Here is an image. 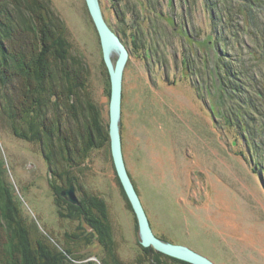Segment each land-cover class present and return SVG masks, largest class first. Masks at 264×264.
Here are the masks:
<instances>
[{"label":"rangeland","instance_id":"rangeland-1","mask_svg":"<svg viewBox=\"0 0 264 264\" xmlns=\"http://www.w3.org/2000/svg\"><path fill=\"white\" fill-rule=\"evenodd\" d=\"M46 2L50 12L44 10V16L64 23L72 56L86 66L91 100L109 125L112 75L86 0ZM99 3L129 50L120 134L127 170L155 234L217 264H264V154L253 152L243 137L252 131L251 124L260 121L261 126L262 120L225 79L228 62L244 75L245 86L258 89L264 84V0ZM110 55L115 63L119 52L112 49ZM253 92L264 113V99ZM11 128L0 103L2 175L34 236L47 237L50 244H70L95 260L104 255L98 239L91 244L87 240L92 227L86 224L85 234L79 235L81 223L69 215L74 212L69 203H81L82 186L108 202L121 257L137 259L143 251L142 232L125 189L132 207L124 196L111 140L91 149L81 169L72 167L80 183L72 181L67 188L75 184L76 204L62 192L57 195L53 186L60 181H54L38 144ZM260 134L256 139L264 153ZM5 242L0 228L1 248Z\"/></svg>","mask_w":264,"mask_h":264},{"label":"trees","instance_id":"trees-1","mask_svg":"<svg viewBox=\"0 0 264 264\" xmlns=\"http://www.w3.org/2000/svg\"><path fill=\"white\" fill-rule=\"evenodd\" d=\"M44 10L50 12L46 0H0V103L1 114L14 133L38 144L49 162L54 181H60L52 182L60 196L70 182L80 183L75 170L91 149L109 144L111 138L98 104L91 100L86 66L69 50L64 23L56 22L53 17L47 19ZM225 65V79L239 92L241 101L248 100L243 103L245 107L251 106L252 113L257 111V119L262 120L261 126L260 121L255 126L251 124L252 131L243 137L253 152L264 154L256 139L258 133L264 137L263 108L251 95L255 90L257 98L264 99V84L258 89L245 86L244 75L231 63ZM80 190L81 203H69L74 211L69 215L80 221L79 235L85 234L86 224L98 234L93 230L87 233L89 244L98 239L103 246L104 255H96L98 260L70 244H50L45 240L47 237H35L31 231L34 227L26 225L0 167V228L6 239L0 246V264H192L142 244L143 251L137 259L124 260L112 233L108 202L82 186ZM60 215L66 217L62 210Z\"/></svg>","mask_w":264,"mask_h":264},{"label":"water","instance_id":"water-1","mask_svg":"<svg viewBox=\"0 0 264 264\" xmlns=\"http://www.w3.org/2000/svg\"><path fill=\"white\" fill-rule=\"evenodd\" d=\"M86 2L99 32L105 60L112 75V95L109 124L112 155L121 182L137 214L142 232V244L144 246H152L156 250L169 256L195 264H217L206 255L190 248L189 246L165 241L155 234L142 199L127 170L122 148V138L120 134L119 120L123 96L122 77L125 65L129 58V50L121 39L120 35L117 34L106 21L99 0H86ZM111 48L117 49L119 52L118 59L115 63H113L109 54ZM62 194L73 203H80L74 183H71L69 188L64 189Z\"/></svg>","mask_w":264,"mask_h":264},{"label":"bare ground","instance_id":"bare-ground-1","mask_svg":"<svg viewBox=\"0 0 264 264\" xmlns=\"http://www.w3.org/2000/svg\"><path fill=\"white\" fill-rule=\"evenodd\" d=\"M117 33V32H116ZM112 49H114V48H111V50H110V52L112 53ZM111 53H109V54H111ZM112 55H110V57H111Z\"/></svg>","mask_w":264,"mask_h":264}]
</instances>
